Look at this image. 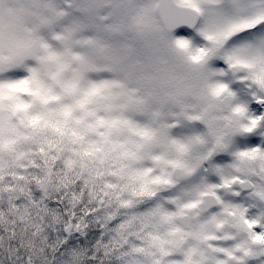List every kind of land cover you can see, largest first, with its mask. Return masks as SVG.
I'll list each match as a JSON object with an SVG mask.
<instances>
[{"label":"snow or ice","instance_id":"1","mask_svg":"<svg viewBox=\"0 0 264 264\" xmlns=\"http://www.w3.org/2000/svg\"><path fill=\"white\" fill-rule=\"evenodd\" d=\"M0 264H264V0H0Z\"/></svg>","mask_w":264,"mask_h":264}]
</instances>
